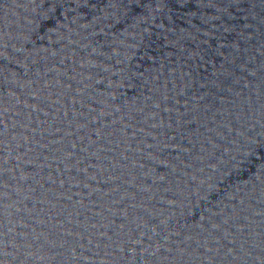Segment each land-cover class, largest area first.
<instances>
[{
  "label": "water",
  "instance_id": "water-1",
  "mask_svg": "<svg viewBox=\"0 0 264 264\" xmlns=\"http://www.w3.org/2000/svg\"><path fill=\"white\" fill-rule=\"evenodd\" d=\"M0 264H264V0H0Z\"/></svg>",
  "mask_w": 264,
  "mask_h": 264
}]
</instances>
